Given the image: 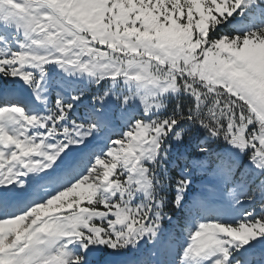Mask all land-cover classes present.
<instances>
[{"label": "snow or ice", "instance_id": "6c2138e0", "mask_svg": "<svg viewBox=\"0 0 264 264\" xmlns=\"http://www.w3.org/2000/svg\"><path fill=\"white\" fill-rule=\"evenodd\" d=\"M0 264H264V0H0Z\"/></svg>", "mask_w": 264, "mask_h": 264}, {"label": "rangeland", "instance_id": "374dc122", "mask_svg": "<svg viewBox=\"0 0 264 264\" xmlns=\"http://www.w3.org/2000/svg\"><path fill=\"white\" fill-rule=\"evenodd\" d=\"M66 210H67V209H63V208L61 209V211H66Z\"/></svg>", "mask_w": 264, "mask_h": 264}, {"label": "trees", "instance_id": "16d2710c", "mask_svg": "<svg viewBox=\"0 0 264 264\" xmlns=\"http://www.w3.org/2000/svg\"><path fill=\"white\" fill-rule=\"evenodd\" d=\"M195 191V190H194Z\"/></svg>", "mask_w": 264, "mask_h": 264}]
</instances>
